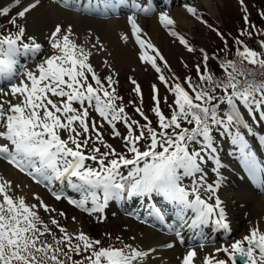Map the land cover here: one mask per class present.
Here are the masks:
<instances>
[{"label":"snow or ice","instance_id":"6c2138e0","mask_svg":"<svg viewBox=\"0 0 264 264\" xmlns=\"http://www.w3.org/2000/svg\"><path fill=\"white\" fill-rule=\"evenodd\" d=\"M70 2L72 0H62L65 7ZM39 3L40 0H32L22 5V0H14L13 7L20 6L21 10L8 23L17 31L11 35H0V78L9 81L19 78V83L12 84L9 92L3 93L5 96L10 95L16 102L0 101V140L4 141L0 143V159L36 183L50 185L55 181L66 180L77 192L87 193L78 202H68L89 214L104 212L109 200L121 198L125 191L129 196L158 194L178 206L180 219L191 229L214 225L230 232L226 210L218 195L221 182L204 183L201 156L203 149L212 150L214 147V127L222 128L225 132L236 126L248 127L241 118L238 105H244L249 110L264 106V81L257 82V72L244 67L247 63L258 68L260 75H264V52L253 50L237 39L236 43L240 45L236 50L237 61L221 62V67L230 71L225 81H218L208 74L209 56L201 50L204 69L202 71L201 65L197 64L199 83H193L189 77L188 90L180 83L169 86L174 95L170 118L162 113L158 89L153 86L155 106L152 111L158 118V124L153 127L141 108L137 107L135 111L146 121L139 125L137 121L130 120L123 106L116 103L119 97L112 87L116 83L112 76L107 77L108 88H111L109 91L96 75L89 62L92 51L76 42L71 25L64 27L58 24L48 34L47 41L52 54L41 59L36 71L18 67L17 57L29 54L34 57L43 50V45L35 37H29L30 42L25 41L26 28L18 22L24 20ZM240 3L243 4V0ZM133 8L144 14L150 11L136 4H133ZM187 11L193 16L197 15L194 8L189 7ZM9 13V7L0 9V17L8 16ZM260 15L264 18V12ZM244 21L249 23L247 16ZM128 22L135 42L143 50L139 59L160 73L157 59L164 61V57L150 41L142 38V29L137 24L135 14L128 17ZM159 22L165 27L174 26V20L167 13L159 16ZM251 27L255 28L254 25ZM213 30L224 39L222 33ZM240 34L244 35L245 32L242 30ZM246 34L251 36L252 32ZM171 35L177 36V33L173 31ZM178 38L189 52L194 50L183 36ZM122 39L127 41L128 36L124 35ZM260 46L264 48V41ZM92 47L103 48L99 38L95 39ZM148 50L154 55H149ZM164 63L167 66L166 61ZM88 74H91V81H94L96 87L89 82ZM159 79L167 84L163 75ZM132 83L140 95V86L135 80ZM205 84L207 88L203 87ZM216 89H222L223 94L216 96ZM53 97L58 99L54 100ZM89 109L112 126L113 136L123 140L132 158L117 153L111 145L105 143L97 124L89 120ZM116 122L125 124L126 135L122 136L116 129ZM184 123L189 127H184ZM137 129L139 134H136ZM62 132L67 133L66 139L62 138ZM92 133H95L94 139ZM141 141H149L145 150L138 146ZM234 142L243 144L239 132ZM90 144L92 147L89 154L86 150ZM96 144L108 150L101 152ZM194 145H199V149ZM110 156L113 158L109 159ZM87 161L94 162L98 167L89 166ZM249 167L254 174L264 172V168L254 160L249 161ZM122 168L128 169L126 175L121 171ZM186 178L192 181L191 190L182 186ZM74 179L78 182H74ZM10 188L9 181H0V264H64L58 258V253L63 251L61 245L69 247L77 255L87 254L83 260L73 261L72 264H143L149 256L148 251L130 244H124L121 248L102 247L100 240L91 238L83 231L73 236L56 219H52L51 223L62 234L56 240L57 246L41 245L40 238L51 233L47 225H42L41 217L35 210L37 205H28L24 198L10 196ZM201 188L210 194L209 199L214 200L213 203L202 198ZM98 192L102 193V200ZM54 195L57 200L62 198L59 194ZM89 198L91 208L86 207ZM40 207L45 212L55 211L42 201ZM189 210L194 214L190 221L187 219ZM153 214L161 223L164 222L159 210ZM60 215L65 214L61 212ZM176 236L181 237L179 231ZM73 239L78 243L73 245ZM167 247L173 245L168 244ZM217 251L227 254L228 260L206 257L203 264H229V261L237 264V257L243 264H264V231L254 227L249 235ZM64 254L71 260L68 253ZM196 256L195 250H188L182 264H194Z\"/></svg>","mask_w":264,"mask_h":264},{"label":"rangeland","instance_id":"374dc122","mask_svg":"<svg viewBox=\"0 0 264 264\" xmlns=\"http://www.w3.org/2000/svg\"><path fill=\"white\" fill-rule=\"evenodd\" d=\"M180 1L185 3V1L187 0ZM207 4H209L211 7L210 12L208 11ZM184 7L194 8L197 12L196 16H193L191 13L188 15L189 20H191L189 21L190 25L188 26V29H182L180 27H165L163 25H158L157 37L154 39V44L155 48L159 50V52L164 57V61H166L167 63V66H165L164 61H160L159 59H157V64L161 68L160 73H157L155 69H153L150 65L145 64L144 62L142 63L139 61H134L132 58L128 60L127 64L125 63L124 65H120L121 69L117 71L118 68H116L115 65H108L103 63L102 60L98 61L95 58L90 57L89 62L93 66L96 75L101 78L105 88H108L107 77L112 76L113 80L116 82L112 85V87L115 88V94L119 97L116 103L118 105L123 106L125 108V113L130 118V120L137 121L139 125L145 124L146 121L142 116H140L139 113L135 111L137 107L141 108L144 114L151 121L153 127H156L158 124V118L152 111L155 106L153 101V86L158 89V97L160 100V108L162 110V113L165 115L166 118H170V105L174 106V95L173 92L170 90L169 86H174L175 83H180L181 86L184 87L186 90L189 89L187 78L191 77V70L193 69L196 71L197 64H200L201 68H204L203 53L201 52V50H203V52L207 53V55L209 56L208 63L212 62V60L217 62V65L221 71L219 77L223 79L224 77H227L228 71H230V69L225 70L221 67V62H225V60L220 59V57H218V54L223 50H237L240 45L236 43V40L239 39L244 44L243 37L247 35L246 33L248 31H251L252 35L255 36L256 34H258V32L264 29V18H262L260 15L261 12H264V0H243V4L240 3V0H188L186 5L184 4L182 6L181 3L180 5L177 3L175 6H173L172 9H169V11H165L173 17V15H175L174 10H181ZM2 8L3 6L0 0V9ZM17 12L18 10L16 8L11 7L10 14L8 16L0 17V35H11L16 33L17 29L14 26L10 25L8 21L10 18L14 17V14H16ZM134 14L139 27L141 26V18L149 19L154 16L152 12L143 14L142 16H136L138 15L136 12L129 13L126 15L131 16ZM147 15L151 17H147ZM245 16L248 17V24H246L244 21ZM93 18L98 21H105L104 18L101 16H93ZM116 20H121V18ZM18 22L21 23V20H18ZM22 25L25 26L24 24ZM209 25L211 27H209ZM252 25H254L255 28H252ZM25 28V41L30 42L28 41V38L31 36L30 31L27 29V27ZM213 29H216L220 33H222L224 39L222 40L221 37L217 35V31H214ZM242 30L245 32L244 35L240 34ZM173 31L177 33V36L171 35V32ZM146 35V33H143L142 38L149 41V39L147 38L148 35ZM179 36H183L184 39L188 41V45L194 49L192 52H189L187 48L179 42ZM42 45L43 50L41 53L37 54L34 57L31 54L24 57L29 61L33 60L34 58V63H37L38 65L42 58L50 56L52 54V50L48 45V42H44L42 43ZM130 45V53L132 55H137L138 53L141 54L142 50L134 39L133 41L131 40ZM148 54L154 55V53H152L150 50H148ZM259 73L257 72V75L255 77L256 81H264V75H260ZM160 75H163L165 77L167 84L161 82V80L159 79ZM88 78L89 82H91L93 86L96 87L94 81H91V74H88ZM214 78L216 79V77ZM237 79L242 80V78L239 77H237ZM132 80H135L136 83L140 86V95L136 93V85L132 83ZM15 83H19V78H13L11 81H4L0 83V101L11 100V98H8L3 93H6L7 90L11 87V85ZM205 86L208 85H203V87ZM108 90L111 91V88H108ZM222 94L223 91L221 89L215 90L216 96H220ZM53 99L55 100L58 98L53 97ZM74 106L79 107V105ZM238 109L240 110V115L243 122L247 124L248 127L245 128L243 126H236L231 128L228 132H225L222 128L214 127L212 132L214 147L212 150L203 149L201 156V168L202 171H204L205 173L207 172L206 175L208 174V171H205L203 167L207 169L211 167V164L207 162L206 154L213 156L216 161L217 159H219L220 162V158H216L218 154L220 156L222 155L223 157H225L226 160L229 157V160L237 162V164L241 163L243 165L244 162L248 161V159L250 158L248 154H246L241 159L238 156V153L235 152L239 150L241 144H232L234 142V137L237 132H239L240 136L243 137V144L248 145L249 148L251 145L247 140V135L250 136L252 140H260L264 135V106L257 109L249 110V108L244 105H238ZM225 110H227L226 107ZM89 111V120L94 121L97 124L105 143L111 145L117 153L125 154L127 158H132V154L127 152V147L125 146L123 140L120 137L113 136L112 126L109 125L107 121H104L102 118H100L98 113L94 112L92 109H89ZM251 121L254 122L256 128L261 130L260 136L252 128ZM115 126L116 129L122 134V136L126 135V126L123 122H116ZM183 126L189 127L186 123H184ZM157 130L159 131V129ZM136 134H139V129H137ZM61 136L62 138L66 139L67 133L62 132ZM92 136L94 139L95 133H92ZM81 139H83V137H81ZM148 142L149 141H141L138 146L141 147V150H145L147 148ZM216 145L221 146L222 150L219 152L214 151L216 150ZM95 146L100 147L101 152H105L108 150L100 144H96ZM91 147L92 145L90 144L89 149L86 150V152H89V154ZM194 147L199 149L200 146L194 145ZM254 150H260V146H256ZM231 151L233 152L232 154ZM251 157L253 156L251 155ZM111 158L113 157L110 156L109 159ZM254 158L256 160H259L257 156H254ZM0 160L3 161H0V181H9L11 183V188L8 189V194L17 199L24 198L28 205H37V208L35 210L41 217L42 225H47L50 229L51 234H45L40 238L41 245L50 244L53 246V248H55L57 246L56 240L62 237V234L59 232L58 227L52 225V219H56L59 222V225L61 227H64L67 232L72 234L73 236H75L78 232L83 231L91 238L100 240L102 242V247L113 246L116 248H121L124 244H130V228H133L135 232H138V230L143 231L145 228H149V226L152 225L148 223L149 221L154 223V221L151 219H147V221H143L141 223L136 224L135 222L130 221V219H132L130 214V212H132L131 205L140 202L138 201V198L141 197L142 200L144 199V196H129L127 194V191H125V193H123L121 196L123 197V199L120 200L115 206L120 209L116 208L115 212L113 211V208L109 206V210L107 209L106 213L103 215L101 213L89 214L88 212L85 213V211H81L85 213L83 214L75 210V205H71V203L67 202L63 196L59 201L55 199V196L51 195V193L49 192L46 185L47 183H44L45 185L43 183H32L30 182L29 178L26 177V174L20 172L14 166L9 165L7 161L2 159ZM208 160L210 162H213L212 158H209ZM86 163L91 167H98L92 161H87ZM219 164L222 165L221 163ZM220 165H218L217 167L213 165V167L211 168V176L213 180L212 184L216 183V176L214 175V170H216V168L218 167L221 168L222 166ZM123 169L124 168H122L121 171L126 174L125 172H127L128 169ZM227 172L229 171L227 170ZM260 173L261 172H258L257 174ZM209 182L210 181L207 180L204 183L209 184ZM182 186H184L186 190H191L192 181L186 178L183 181ZM69 187L65 186L64 191L68 192L67 189H69ZM66 192L64 193L70 195ZM200 193L204 194H201L202 198H205L206 201H208L209 203H213L214 200L209 199L210 194L205 192L204 189L201 188ZM48 195L51 196L49 197ZM76 195H82V197L79 196L75 198L74 196ZM84 195H86V193L78 192L74 193L72 196L69 197L70 199L75 198V200L78 202L80 199L83 198ZM35 197H39L40 199L37 200ZM158 198L162 205L161 207L170 214V217L175 218L180 223V215L177 214L175 211L178 206L174 203L176 206L174 209L175 213L173 214L170 211V207L166 206V204L164 203L163 197L158 195ZM53 199H55L56 201H54ZM89 200L91 199L89 198ZM41 201L44 204H47L49 209H54L55 211L45 212L43 207H40ZM144 204L145 201L140 204V206L142 207L143 215H145V208L147 207ZM69 206L74 208H70ZM136 206H138V203ZM136 206H134V208H136ZM118 210L127 212L129 219H127V217L122 214L117 216L115 213H121ZM165 211L163 212L164 216L166 214ZM61 212H63L65 215L61 216ZM232 215V220L237 227L236 232L230 233L226 231L225 233L222 229H220L219 232L221 233L222 238L231 236V234L233 235L230 238H226L228 242L221 243L223 248L224 244H226L225 247H230L231 243H233L234 241L241 240L244 235H249L250 230L255 227V225L253 224L255 223V219L253 214H251L250 210L246 211V213L243 212L239 215ZM159 227L160 225L157 227H153L156 229H154V231L158 235L162 233L160 229L161 227ZM202 228H198L196 229V231L198 232L199 230H202ZM190 231L194 232L195 230L190 228ZM210 232L212 234V230ZM213 236H211V238ZM211 238L209 240H211ZM76 243L78 242L73 239L72 244L75 245ZM195 243L196 242H192V245ZM217 243L220 242L215 241L214 243L209 244L204 248L198 247L195 249H188L195 250L197 255L203 258L209 257L208 253L210 250H212V254L210 253V256L212 258L228 260L227 254H225L223 251H216L218 249L215 247L219 246L217 245ZM61 247L63 248V251L58 253V258L64 261V264H72L73 261L83 260L84 255H87L86 253L84 255H77L75 252H71L69 250V247L64 245H61ZM222 247H220V249H222ZM64 253H68V255L71 256V260H69L68 256H66ZM51 254L52 253L50 252L49 255ZM85 264H87V262H85ZM229 264H231L230 261Z\"/></svg>","mask_w":264,"mask_h":264},{"label":"bare ground","instance_id":"6f19581e","mask_svg":"<svg viewBox=\"0 0 264 264\" xmlns=\"http://www.w3.org/2000/svg\"><path fill=\"white\" fill-rule=\"evenodd\" d=\"M30 2H32V0H22V5H26ZM129 2L130 0H72L69 6L65 7L62 0H60V2H56V0H40L38 7L28 13L26 18L21 20V23L30 31V37H35V39L41 44L48 42V34L56 25L59 24L64 27L71 25L75 34L76 42L85 46L86 49L91 50L92 58H95L98 61L102 60L103 63L108 65L113 64L118 68V71L121 69L120 65L127 64L130 58L134 61L142 62L139 59L142 52L137 55H132L130 53L131 40H135V37L132 36L131 25L128 22L129 16L125 15L124 11L130 10L126 12H136L138 14L136 16H142L143 13L137 12L136 9L133 8V4L139 5L141 8L145 7L143 6L144 4L142 5L136 2V0H132L130 5H127ZM13 3L14 0H1L3 7L11 8L13 7ZM154 3H157V7L154 8V10H156L154 16H147L151 17L149 19L141 18L140 22L142 27L140 26V28L143 33L148 35H146L147 38L155 47L154 39L157 37L158 25H162L159 22V16L162 13L169 11V9H172L173 6L176 5V0H169L167 3L164 0H147L146 2L150 9H153ZM183 5L184 4H182V6ZM14 8L18 11L21 10L20 6ZM207 8L210 12L211 7L209 4H207ZM187 9L188 7H184L181 10H174L175 15H173V17L167 13L168 16L174 20V26L170 27L188 29V26L190 25L189 21L191 20L188 18L190 13ZM92 16H103L106 18L105 21H98L93 19ZM118 17L121 18V20H116L119 19ZM124 35L128 36L127 41L122 39ZM96 38H99L100 43L103 45L102 49L92 47ZM17 59L19 62V68L27 67L32 71H36L37 63L32 64V60H27L23 55L22 58L19 56ZM10 88L7 92H9ZM7 97L11 98L13 103L16 102L10 95ZM247 149L246 145L240 144L239 150L235 152L241 157H244L246 154L251 157L252 152ZM232 153L233 152L231 151V154ZM232 162L234 161H231V163ZM220 166H222V169L220 167L216 168V170H214V175L216 176V181L219 180L221 182L218 189V195L223 201V206L226 210L227 222L231 229L230 233H235L237 228L232 220V214L239 215L243 212L246 213V211L249 210L254 216L255 223L253 224L255 227L264 231V172L257 174V180H249L252 173H249L251 171L241 168V163L237 164V173L235 170H229V172H227L228 168L225 164ZM262 168H264V165ZM74 182L78 181H75L74 179ZM249 182H251V184H249ZM46 185L51 194L60 193L61 190L65 192L64 187H69L66 180L63 182L55 181L50 185ZM67 190L69 192L72 188L69 187ZM166 206L170 207L167 204ZM116 208L120 209L118 207ZM118 211L122 212V210ZM165 212V216L170 217V214L167 211ZM192 218H194V214L189 210L187 213V219L190 221ZM148 223L152 225H150L149 228H145L143 231L138 230V232H135L133 228H130L129 231L131 237L130 245L149 252V256L144 259L143 264H182V259L189 250L187 244L191 239L190 235L193 233L190 231L188 224L180 220V225H184L185 228L182 229L181 226L175 231L170 228H165V226H160L161 228H159L162 233L158 235L154 231V223L150 221ZM173 225L174 221L171 222L170 226H166L172 228ZM206 228H209L210 231L212 230L211 236L216 235V232L220 231V229L216 228L214 225L203 227L202 230H205ZM177 231L180 232L182 239L181 237L176 236ZM224 232L226 233V231ZM212 238H215V236ZM168 244H172L173 247H167ZM211 252L212 250L208 253L209 257ZM204 259L205 258L197 255L194 264H203Z\"/></svg>","mask_w":264,"mask_h":264},{"label":"trees","instance_id":"16d2710c","mask_svg":"<svg viewBox=\"0 0 264 264\" xmlns=\"http://www.w3.org/2000/svg\"><path fill=\"white\" fill-rule=\"evenodd\" d=\"M244 40V45H247L248 47H250L253 50H256L258 52H264V48H261V42L264 41V29L261 30L260 32H258V34H256L255 36L251 35V36H247L245 35V37H243ZM218 57H220V59H224L225 63L229 60L232 61H237V55H236V49L234 50H223L218 54ZM208 68L210 69L208 74H211L213 77H216V80L218 81H225L227 79V77H224L223 79H221L220 76V68L217 65V62L213 61L212 62H207ZM245 68H249V69H253V71L258 72L259 73V69L258 68H253L252 65H248L247 63L244 64ZM204 68H201V70L203 71ZM223 72V71H222ZM193 81V83H199L198 79H197V72L195 70H191V77H190ZM242 78L243 77H239ZM208 86H205V88H207ZM222 90V89H221ZM223 91V90H222Z\"/></svg>","mask_w":264,"mask_h":264}]
</instances>
